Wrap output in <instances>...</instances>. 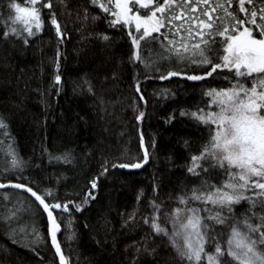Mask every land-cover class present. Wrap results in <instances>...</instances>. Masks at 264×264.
I'll return each mask as SVG.
<instances>
[{
  "label": "trees",
  "instance_id": "trees-1",
  "mask_svg": "<svg viewBox=\"0 0 264 264\" xmlns=\"http://www.w3.org/2000/svg\"><path fill=\"white\" fill-rule=\"evenodd\" d=\"M14 2L29 5L28 0ZM9 3L0 0V117L7 124V135H0V182L25 185L50 205H68V211L56 209L54 216L61 228L58 243L69 264H188L167 236L152 229L151 221L155 218L167 230L174 209L204 207L198 201L182 205L180 196H191L204 180L220 184L225 179L219 170H211V176L188 172L191 157L200 154L214 126L181 113L215 110L204 92L229 87L224 77L233 73L218 70L206 80L189 81L183 74H203L206 69L185 67L174 57L161 60L158 53L168 40L186 38L183 29L189 26L195 36L200 9L189 13L192 19L166 22L152 34L157 39L141 41L146 47L142 62L134 59L137 50L128 34H136L134 27L112 26L114 17L92 0H42L51 7H41V30L33 36L5 37L12 25ZM262 5L264 0H256V8ZM245 7L251 10L253 5L245 0ZM229 11L245 19L239 0ZM174 14L180 15V9ZM53 15L60 35L51 24ZM201 18L207 21L206 16ZM181 24L180 34L174 35L173 25ZM254 35L260 38L258 32ZM169 71L182 75L160 78ZM141 112L143 118L138 120ZM137 162L143 166H118ZM49 191L52 195L46 196ZM5 195L16 200L6 203ZM249 207L247 201L233 205L228 225L251 216ZM253 211L264 214L259 207ZM253 223L259 220L253 217ZM228 225L214 226L221 234L217 239L227 240ZM0 264H57L42 212L29 197L12 189L0 193Z\"/></svg>",
  "mask_w": 264,
  "mask_h": 264
},
{
  "label": "snow or ice",
  "instance_id": "snow-or-ice-1",
  "mask_svg": "<svg viewBox=\"0 0 264 264\" xmlns=\"http://www.w3.org/2000/svg\"><path fill=\"white\" fill-rule=\"evenodd\" d=\"M233 2L234 0H216L215 3L212 0H179L177 3V0H164L161 5L159 0H114V3L113 0H92L94 5L99 4L103 11L114 17L110 21L112 26L134 25L136 34L132 31L128 34L137 50L134 59L142 62L144 56L141 53L146 51V47L142 48L141 41L157 39L152 34L159 33L166 22L171 24L173 20L192 19L189 13L200 9V15L194 20L196 28L199 29L195 31V36L192 26L183 29V24L173 25L177 29L174 35H179L181 29L188 35L180 41L168 40L165 35L168 43L161 44L159 59L168 60L174 57L185 67L195 65L197 68L206 69L203 74H183V78L189 81L206 80L213 77L218 70L233 73L232 77H224L229 80V87L210 88L204 92L211 99L210 107L214 106L218 111L198 109L195 112L181 113L204 125L214 126L209 129L210 139L200 154L191 157L192 165L188 172L193 176H200L201 172L211 176V170H219L225 179L220 184L204 180L200 187L192 189L191 196H180L178 199L182 205H188L189 201H198L204 207L174 209L171 213V232L161 227L155 218L151 221L152 229L157 234L167 236L179 258L188 264H264V214L253 211L259 207L264 213V5L256 8V0H247L248 4L253 5L249 10L245 7V0H239V11L245 13V19H238L235 13L229 11ZM30 3L31 7L27 4L21 7L14 0H10L8 6L15 12L12 23L23 24L28 35L33 36L42 28L41 7L50 8L51 3L42 4V0H30ZM153 4L155 7L150 9ZM136 5L139 7L135 8ZM176 8L180 9V15L174 14ZM140 10L146 11L141 14ZM221 11L223 15H218ZM157 13L161 16L157 17ZM165 13L169 15L165 16ZM204 16L207 21L201 18ZM51 24L56 26L57 35H60V27L54 15ZM33 26L35 32L32 30ZM254 32H258L260 38ZM9 34L18 33L13 28L11 33L5 32L4 36ZM195 37L199 39L190 43ZM216 37L220 39L217 40ZM103 38L108 39L107 36ZM217 44L219 48L215 47ZM209 66L210 70H207ZM178 75L182 73L169 71L167 75L161 73L160 78L169 79ZM55 82L60 83L59 75L55 77ZM143 115L141 112L137 119H142ZM0 129L5 130L0 135H7V124L2 117ZM141 141L143 144V136ZM12 155L13 167L19 166L15 154ZM64 159L67 162V156ZM147 160L148 151L145 149L144 162ZM202 161L207 162L208 167H204ZM118 166L141 168L143 165L137 162ZM3 187L5 185L0 184V188ZM11 187L30 192L43 206L48 215L51 242L59 254L60 264H66L57 242L60 224L50 208L68 211V205H50L41 195L21 184H13ZM92 187H96L95 181L92 182ZM45 195L51 196L52 193L49 191ZM241 201L249 203L248 211L251 216L246 215L242 221L234 220L228 225V214L233 212V205L240 204ZM154 207L159 209V205ZM76 209L79 211L80 206L76 205ZM201 212L206 215H201ZM253 217L259 220L258 224L253 223ZM145 223H149V220L146 219ZM215 225L230 227L226 241L217 239L221 234L215 232ZM208 247H212V251H208Z\"/></svg>",
  "mask_w": 264,
  "mask_h": 264
},
{
  "label": "water",
  "instance_id": "water-1",
  "mask_svg": "<svg viewBox=\"0 0 264 264\" xmlns=\"http://www.w3.org/2000/svg\"><path fill=\"white\" fill-rule=\"evenodd\" d=\"M0 184H3L5 185V187L3 188H0V190H7V189H12V190H15V191H18L22 194H25L27 197H29L36 205L37 207L40 209V211L42 212L44 218H45V221H46V225H47V231H48V238H49V243H50V247L54 253V256L57 260V264H60V260H59V254L56 253V250H55V247L53 246L52 242H51V236H50V232H49V228H50V225H49V221H48V215L47 213L43 210V206L39 204V201H36L35 200V197H33L31 195L30 192L28 191H25L23 188H13L11 187V185L13 184H20V183H16V182H0ZM22 185V184H21ZM25 186V185H24ZM27 187V186H26ZM50 210L53 212V215H54V210H56L55 208H50ZM61 231V230H60ZM60 232L57 233V242H58V236H59ZM61 253H62V250H61ZM63 254V253H62ZM66 261V264H69L68 261L65 259Z\"/></svg>",
  "mask_w": 264,
  "mask_h": 264
},
{
  "label": "rangeland",
  "instance_id": "rangeland-1",
  "mask_svg": "<svg viewBox=\"0 0 264 264\" xmlns=\"http://www.w3.org/2000/svg\"><path fill=\"white\" fill-rule=\"evenodd\" d=\"M29 1V7H31V3H30V0H28ZM13 10V9H12ZM14 16H15V12H14V10H13V15H12V19L14 18ZM133 27H134V25H132ZM13 28H15L16 30H17V33L18 34H26V35H28V32L25 30V28H24V26H23V24H21V23H12V25H11V30L13 29ZM134 29H135V27H134ZM10 30V31H11ZM34 32H35V27L33 26V29H32ZM212 104V103H211ZM213 107V106H212ZM216 111H218V109L216 108L215 109ZM1 191L2 190H0V193H1ZM6 196V195H5ZM5 200H6V203H14V201L16 200L14 197V201H12V200H10L9 198H8V196H6V197H3ZM7 212H9V211H7ZM172 226L170 227V228H168L167 229V231H169V232H171L172 230H173V223L171 224ZM187 262V261H186ZM188 263V262H187Z\"/></svg>",
  "mask_w": 264,
  "mask_h": 264
}]
</instances>
